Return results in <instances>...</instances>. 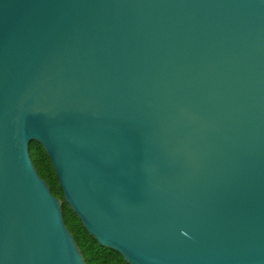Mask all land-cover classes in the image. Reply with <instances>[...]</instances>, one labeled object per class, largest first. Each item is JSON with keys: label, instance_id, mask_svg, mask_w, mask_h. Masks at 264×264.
Returning a JSON list of instances; mask_svg holds the SVG:
<instances>
[{"label": "water", "instance_id": "95a60500", "mask_svg": "<svg viewBox=\"0 0 264 264\" xmlns=\"http://www.w3.org/2000/svg\"><path fill=\"white\" fill-rule=\"evenodd\" d=\"M264 264V0H0V264Z\"/></svg>", "mask_w": 264, "mask_h": 264}, {"label": "trees", "instance_id": "16d2710c", "mask_svg": "<svg viewBox=\"0 0 264 264\" xmlns=\"http://www.w3.org/2000/svg\"><path fill=\"white\" fill-rule=\"evenodd\" d=\"M29 155L39 176L48 184L51 193L61 200V210L65 225L72 233L85 264H128L115 250L101 246L81 225L76 214L63 200L62 191L52 164L40 143H29Z\"/></svg>", "mask_w": 264, "mask_h": 264}]
</instances>
